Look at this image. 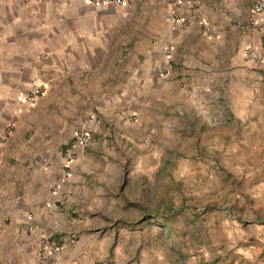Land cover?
I'll return each instance as SVG.
<instances>
[{
    "label": "crops",
    "instance_id": "obj_1",
    "mask_svg": "<svg viewBox=\"0 0 264 264\" xmlns=\"http://www.w3.org/2000/svg\"><path fill=\"white\" fill-rule=\"evenodd\" d=\"M248 45L260 67L244 61ZM222 66L264 75V13L251 0H0V264H150L142 234L101 225L116 221L105 210L124 207L108 202V187L127 162L128 187L156 177L169 115ZM235 226L264 248V221ZM152 252L154 264L196 261ZM234 253L264 264L255 246Z\"/></svg>",
    "mask_w": 264,
    "mask_h": 264
},
{
    "label": "rangeland",
    "instance_id": "obj_2",
    "mask_svg": "<svg viewBox=\"0 0 264 264\" xmlns=\"http://www.w3.org/2000/svg\"><path fill=\"white\" fill-rule=\"evenodd\" d=\"M253 72L215 67L205 89L186 93L180 113L169 115L156 177L128 187L127 162L108 187V202L124 207L105 210L116 221L101 225L142 234L150 264L152 250L164 259L191 251L195 264H247L234 252L255 246L264 259V248L239 239L235 226L264 221V75Z\"/></svg>",
    "mask_w": 264,
    "mask_h": 264
},
{
    "label": "built area",
    "instance_id": "obj_3",
    "mask_svg": "<svg viewBox=\"0 0 264 264\" xmlns=\"http://www.w3.org/2000/svg\"><path fill=\"white\" fill-rule=\"evenodd\" d=\"M111 1L112 0H92V4L96 7H100ZM114 2L117 3L118 5H121L123 4L124 0H114ZM251 7H252V11L255 14L264 13V0H251ZM254 24L255 23L253 21H250L249 23L241 24V27L243 28V30H247V29H250ZM202 33L208 37H214L216 35L215 30L210 25H207V24H204L202 26ZM242 56L246 63L254 67H260L263 64V58L257 53V51L252 45H248L247 47L244 48L242 52ZM41 92L42 90L40 88L33 89L32 91L26 93L22 97V102H24L25 104L31 105L34 102L35 98L41 95ZM76 138H77L78 144H80L81 146H86L90 140L89 135L83 131L79 132ZM70 161H71L70 158H65L66 165H68ZM65 175L67 177L70 175V173L66 172ZM56 189L57 187L54 189V191ZM36 251L37 253L41 254L45 252L46 250H44L43 247H39L37 248ZM48 251L50 254H55L59 251V248L52 247ZM73 264H79V263H73Z\"/></svg>",
    "mask_w": 264,
    "mask_h": 264
}]
</instances>
